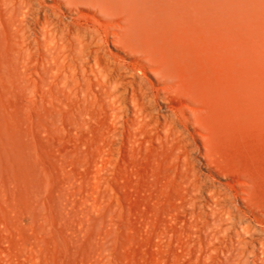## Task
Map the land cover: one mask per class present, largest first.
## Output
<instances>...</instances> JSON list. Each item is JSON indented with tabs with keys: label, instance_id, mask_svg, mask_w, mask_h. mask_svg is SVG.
<instances>
[{
	"label": "rangeland",
	"instance_id": "374dc122",
	"mask_svg": "<svg viewBox=\"0 0 264 264\" xmlns=\"http://www.w3.org/2000/svg\"><path fill=\"white\" fill-rule=\"evenodd\" d=\"M183 2L197 53L176 67L211 106L201 126L230 176L205 166L193 128L166 132L162 110L142 117L128 97L115 118L56 74L35 81L11 64L0 70V264H264L208 222L206 191L192 204L198 182L240 177L252 200L240 209L264 223V0Z\"/></svg>",
	"mask_w": 264,
	"mask_h": 264
},
{
	"label": "bare ground",
	"instance_id": "6f19581e",
	"mask_svg": "<svg viewBox=\"0 0 264 264\" xmlns=\"http://www.w3.org/2000/svg\"><path fill=\"white\" fill-rule=\"evenodd\" d=\"M181 2L186 5L183 0H0V70L17 63L35 81L37 75L54 73L82 98H102L115 118L122 116L123 108L129 112L128 97L142 117L152 114L149 106L158 108L163 111L158 121L164 130L185 136L193 128L202 143V149L198 145L195 149L205 166L228 178V171L213 159L209 134L201 126L211 106L185 90V75L176 67L190 53H197V36L187 25ZM111 44L120 53L111 51ZM245 185L248 181L240 177L219 186L198 182L192 204L205 205L206 191L211 200L206 206L212 211L208 222L219 232L230 231L234 254L240 255L242 249L264 254V223L251 219L239 207L252 203ZM64 194L59 201L62 208H66Z\"/></svg>",
	"mask_w": 264,
	"mask_h": 264
}]
</instances>
